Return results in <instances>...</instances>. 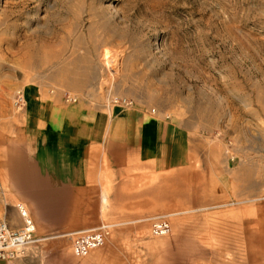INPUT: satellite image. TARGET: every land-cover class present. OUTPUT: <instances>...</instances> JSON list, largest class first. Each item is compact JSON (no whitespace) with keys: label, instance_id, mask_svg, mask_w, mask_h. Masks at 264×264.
<instances>
[{"label":"rangeland","instance_id":"rangeland-1","mask_svg":"<svg viewBox=\"0 0 264 264\" xmlns=\"http://www.w3.org/2000/svg\"><path fill=\"white\" fill-rule=\"evenodd\" d=\"M29 85L52 102L172 117L205 140L206 164L101 176L45 201L16 102ZM18 203L43 239L11 264H264V0H0V217L11 228ZM159 220L167 234L152 233ZM85 229L103 243L77 256Z\"/></svg>","mask_w":264,"mask_h":264},{"label":"crops","instance_id":"crops-1","mask_svg":"<svg viewBox=\"0 0 264 264\" xmlns=\"http://www.w3.org/2000/svg\"><path fill=\"white\" fill-rule=\"evenodd\" d=\"M21 97L29 170L45 185V201H64L53 196L97 186L101 176L113 179L130 170L152 172L198 159L206 164L205 140L195 142L193 131L172 117L147 108L52 102L32 85Z\"/></svg>","mask_w":264,"mask_h":264},{"label":"built area","instance_id":"built-area-1","mask_svg":"<svg viewBox=\"0 0 264 264\" xmlns=\"http://www.w3.org/2000/svg\"><path fill=\"white\" fill-rule=\"evenodd\" d=\"M67 101H75L74 97L67 95ZM18 106L22 104V97L19 95L16 100ZM129 104L130 102H125ZM19 215L22 218V225L19 228H11L9 224L0 217V264H11L24 249L36 244L43 238L35 233V225L27 209L22 203L16 205ZM169 224L164 220L153 223L152 233L164 235L169 232ZM103 243L102 234L95 229L79 231L72 239V250L77 256L87 254L90 250L99 247Z\"/></svg>","mask_w":264,"mask_h":264},{"label":"bare ground","instance_id":"bare-ground-1","mask_svg":"<svg viewBox=\"0 0 264 264\" xmlns=\"http://www.w3.org/2000/svg\"><path fill=\"white\" fill-rule=\"evenodd\" d=\"M105 55V54H104ZM78 75L77 78H73V83L75 84H79V86L84 85L85 83H87L89 81V78L91 76V72L87 71L86 73H76Z\"/></svg>","mask_w":264,"mask_h":264}]
</instances>
